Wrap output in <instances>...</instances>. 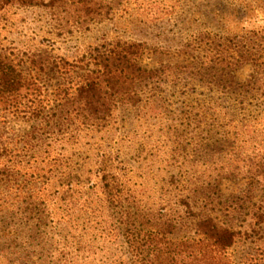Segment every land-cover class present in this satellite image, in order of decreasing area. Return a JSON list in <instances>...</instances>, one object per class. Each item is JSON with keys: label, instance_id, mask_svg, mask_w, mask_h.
I'll use <instances>...</instances> for the list:
<instances>
[{"label": "rangeland", "instance_id": "374dc122", "mask_svg": "<svg viewBox=\"0 0 264 264\" xmlns=\"http://www.w3.org/2000/svg\"><path fill=\"white\" fill-rule=\"evenodd\" d=\"M99 1V14L78 4L0 11V58L34 82L22 105L47 114L44 121L0 113L10 148L40 129L36 150L46 158L41 175L30 177L19 164L17 180L0 184V264H25L26 254L47 260L55 225L101 239L91 225L100 219L96 189L105 173L120 225L144 209L179 211L185 198L198 214L254 227L228 250L236 264H253L264 248V182L256 167L264 158V0ZM129 44L152 76L116 99L100 128L73 115L67 98L100 69V54ZM40 49L53 58L43 69L30 64ZM245 52L259 58L243 59ZM67 167L79 185L63 194ZM184 220L172 238L192 235L193 218ZM106 249L129 263L120 235L101 249L103 259Z\"/></svg>", "mask_w": 264, "mask_h": 264}, {"label": "trees", "instance_id": "16d2710c", "mask_svg": "<svg viewBox=\"0 0 264 264\" xmlns=\"http://www.w3.org/2000/svg\"><path fill=\"white\" fill-rule=\"evenodd\" d=\"M68 4H78L89 14L93 12L99 14L98 10L101 6L99 0H0V11L13 5L62 10ZM134 48L135 44H129L100 54L98 58L100 69L86 77L84 82L76 88L75 95L67 98L66 103L74 107L73 115H79L83 120L100 128L110 116V106L116 102V99L126 97L134 82L152 76V73L141 67L134 58ZM240 56L252 61H257L259 58L258 54L250 52ZM52 63L53 58L47 50L40 49L30 58V64L39 69ZM261 63L264 65V61ZM33 83V80L25 76L22 70L12 62L0 58V113L9 110V113L15 117L46 119L47 114L43 111L28 103L25 106L22 105L25 103L24 97L27 94L25 92L30 91ZM1 116L0 124L4 125L6 117L4 114ZM47 122H49L48 119ZM247 132L253 134L250 129ZM41 137L43 133L40 129L34 128L32 131L19 135V144L15 143L17 145L15 147L12 145L10 148L9 143L0 135V184H7L6 179L9 182L17 180L16 166L19 164H23L29 171L27 174H30V177L43 173L46 158L41 157L43 154L38 156L36 150L41 148V143H38L43 140ZM33 150L36 152L34 153ZM256 167L263 176L264 182V158L258 161ZM69 168L63 170V175L67 178L63 184V194H69L79 185L78 181L72 179L73 174L70 173ZM110 176L114 175L110 174ZM108 177L107 173L100 176L99 186L96 189V192L100 194V219L91 225L94 232L98 231L101 239L95 238V234L87 240L83 239L82 234H63L60 225H55L52 236L56 235V238L48 253V259L42 260V256L33 259L26 254L20 260H24L25 264H30L29 262H32L31 264H97V262L98 264H123L120 257L113 258L114 255L110 254L111 250H105L103 254L105 259L99 256L101 249L110 242V237L118 234L122 237L130 254L129 263L125 264H236L228 250L239 239L251 238L252 232L255 231L254 227L244 230L234 228L211 214H198L185 198L180 199L183 208L179 211L175 209L168 211L165 207L144 209L140 214L135 217L130 216L131 220L120 225L108 202L114 199L111 191L113 186H110ZM91 185L93 186V183ZM262 186L264 190V183ZM116 190L119 191L118 188ZM72 209L71 205L66 204L62 210L68 215V221L71 223ZM64 213H62L63 217ZM186 217L193 218L192 235L172 238L171 235L176 229L185 225ZM252 263L264 264V248L259 250L257 256L252 259Z\"/></svg>", "mask_w": 264, "mask_h": 264}]
</instances>
